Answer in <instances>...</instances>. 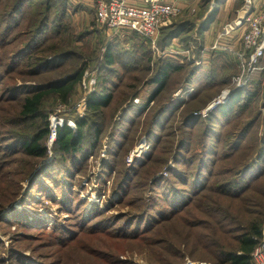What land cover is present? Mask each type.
I'll return each mask as SVG.
<instances>
[{"label": "trees", "instance_id": "obj_1", "mask_svg": "<svg viewBox=\"0 0 264 264\" xmlns=\"http://www.w3.org/2000/svg\"><path fill=\"white\" fill-rule=\"evenodd\" d=\"M211 1L202 0V12L199 16L181 18L171 26L162 28L159 45L163 49L170 48L173 40L178 39L181 48L189 49L193 57L196 55L200 58L203 46L199 39L195 38V30L197 37L202 38L204 23L197 25L199 19L210 9ZM216 2V7L212 9L210 16L217 14L223 0ZM25 7L28 8L25 13L28 17L23 23L20 13ZM68 9V0L0 1L2 45L19 42L17 47L0 56V68H2L0 94L1 92L4 94L0 96V126H2L0 127V174L6 176L11 165L17 166V169L24 172L22 186L16 188L9 197L0 200V222L15 216L14 213L7 214L17 209L12 204L18 197L21 196L22 201L29 197L28 189L23 192L21 190L23 184L27 183V187L39 185L43 180H51L55 176L53 175L55 171L58 174L65 172L68 178H73L71 174L80 168L78 163L86 160L93 151L94 144H86L88 136L92 134V129H95L93 136L98 142L100 141L106 119L104 108L115 100L112 101V87L117 84L113 65V61L116 60L112 56V45L106 47L103 60L99 49L85 52L84 49L87 48L84 44L89 43L93 31H84L75 36L68 24L71 19ZM46 34H51L50 38L53 40L56 37L61 39L49 44H46V39L41 43L40 40H43ZM77 41L82 42L81 46ZM126 43L138 46L142 50L148 48L146 42L135 32ZM116 45L118 47V44ZM145 52L142 53L145 55L147 54ZM148 52L151 53L150 50ZM212 55L213 58L218 56L216 51H213ZM146 57L148 61L142 69L144 73L138 75L140 77L137 79L142 81L141 76L154 67V74L151 76L148 74L147 78L145 75L143 79L144 88L149 87V93L147 95L141 87L131 97L126 98L120 110L122 116L128 112L136 98L143 99V106L140 105V108L144 111L150 101L155 102L156 98L167 96L164 88L171 72L179 73L185 67L174 55L159 57L154 62L150 54ZM123 59L125 68H136L139 65L135 52H127ZM143 59L142 55L141 60ZM263 60L264 57L260 59L259 69L254 72L250 83L244 88L236 89L229 102L220 108L219 113L217 112L220 116L228 118V121L233 120L236 115L242 117L245 111L251 113L248 119L233 122L226 136L220 138L225 148L224 155H232L241 147L245 137L262 116L257 106L264 98ZM67 61L70 66L60 70H64L63 74L49 77L50 79L45 81H36V78L51 73L54 71L51 69ZM224 61L228 64L226 59ZM93 64H96L97 86L87 99L86 114L83 117H74L77 129H72L68 125L58 129L57 139L52 147L55 155L51 161L47 142L50 135V116L56 111L55 108L53 109V104L68 103L74 94L81 93L79 87L83 74L88 66ZM189 64L194 63L191 61ZM199 69L194 66L196 72ZM193 74V70H190L186 76L190 77ZM230 78L223 82L229 83ZM18 80L22 82L18 83ZM50 102L52 105L49 104ZM165 102L161 105H165ZM262 104L264 107V101ZM200 106V103L196 105V109ZM167 110L165 106L154 110L153 119L149 120V127L145 131L147 137L155 135L154 127ZM216 116L219 117L216 113H212L207 120L210 121ZM195 120L194 116H186L183 123L192 126ZM213 126L212 123L206 124L208 129H204V135L195 143L202 144L197 150L192 144L194 141L190 137L192 134L185 128L182 129L177 143L168 147L159 161L152 163L144 172L140 171L136 178L134 174L143 167L144 159L139 160L137 166L134 165L133 172L131 169H126L125 176L120 179L117 187V193H120L123 199L121 203L136 186L144 189L150 185L155 190V193L148 198L141 197L130 201L133 208L142 204L144 209L140 207L137 214L128 218L124 214L106 217L99 210L83 216L78 213L84 205L82 199L79 198L76 203L70 202L72 198L70 197L66 199L69 201V212L75 219L72 224L65 221L56 224L51 231H47L43 229L39 220H27L26 215H20L15 218L18 228L23 229L25 234H28V230L39 228V232L47 233L51 237L52 245L57 244L62 247L68 242L77 240L83 234L97 237L116 235L122 239L131 238L141 243L148 239V235L152 233L154 235L156 232L154 227L158 225V229L169 231L166 237L168 241L166 246L171 254L168 259L169 264H186L184 259L187 257L192 261H199L201 255L204 261L210 264H253L252 253L263 233L264 200L250 198L247 192L256 191L253 181L264 172V136L257 154L261 161H252L251 164L246 161L241 166H230L215 171L213 164L217 156L216 151L212 150V146L209 148L206 137L209 129L211 135H216ZM120 128L121 123L116 121L113 131L109 133L111 141H115L122 133ZM169 158L173 159L174 167H167ZM163 167H166L167 175H163ZM157 173L162 174L156 177ZM56 180H59V176ZM57 183L61 191L67 192L68 195L72 194L69 190L71 187L69 181H57ZM53 200L56 202V198ZM253 203L258 204L255 209L251 206ZM7 208L9 209L6 210ZM196 210H202L209 218L198 216ZM121 221L122 224L117 226ZM203 226L208 228V231L201 233L204 240L200 243L201 248H198V242L193 241L192 233L196 234V228ZM81 231L83 233L79 235ZM182 245H190L184 253L179 251ZM15 250L17 253L13 258L23 264H29L24 262V259L28 260L30 257L27 254H19V249ZM8 254L11 259V254ZM35 264L44 263L36 261Z\"/></svg>", "mask_w": 264, "mask_h": 264}, {"label": "rangeland", "instance_id": "obj_2", "mask_svg": "<svg viewBox=\"0 0 264 264\" xmlns=\"http://www.w3.org/2000/svg\"><path fill=\"white\" fill-rule=\"evenodd\" d=\"M0 1L2 2V0ZM247 1L248 0H223L218 11L219 18L217 22H215L216 30L212 34L213 40L216 41L219 33L224 29L223 27H225L227 23H230L238 12L246 7ZM27 9V7L23 8L20 13L23 18V23L28 17V15L25 14ZM79 12L80 11H77L76 14H72L70 21L69 19L67 20L69 21L68 24L71 26L70 30L75 36L92 28L97 29V31L103 29L96 19L91 20L90 23L86 20V17L83 18L84 20L81 19L82 14H79ZM87 13L91 15V12ZM94 15L93 12L91 19L92 17H95ZM181 18H185L184 15L179 19ZM122 32L121 35L108 34L107 31V36L106 34L103 36L100 34L99 37L97 34L91 35L89 43L84 44L87 48L84 49L85 52L90 50L96 51L99 49L102 53V60L106 47L111 44L112 56L116 60L113 61V65L116 70L115 78L117 84L112 87V101L115 100L112 104L104 108V113L106 114V116L104 115V118L106 119L104 121L105 126L102 130L100 141L98 142L94 138L93 133L95 129H92V134L88 136L86 144H94L93 151L89 154V157L86 160H82L78 163L80 164V168L77 169L78 171L71 174L73 177L72 179L68 178V174L65 172H59L58 174V172L55 171L53 172V175L55 176H53L51 180H43L39 185L27 187V183L23 184L24 186L21 190L23 192L28 189L29 197L26 200H29L27 202L26 200L22 201L21 196L18 197L12 204L17 209L15 212L7 214L11 215L14 213L15 216L10 217L5 222H0V262L2 264H23L19 262V260L13 258L17 253V250L15 249H19V254H27V256L30 257L28 260L26 258L24 259V262L29 264H35L36 261H41L44 264H169L168 259L171 254L170 250L168 252L166 246L168 243L166 237L169 231L158 229V225L154 227L156 231L154 232V235L153 233L148 235V239L141 243H138V241L132 240L131 238L122 239L116 235H101L98 237L90 236L89 234L80 235L83 233L81 231L78 233L80 236L77 240L68 242L60 247L61 245H52L51 237L47 233L39 232V228L36 230H28V234L23 233L24 230L18 228L15 218L20 215H26L27 220L37 219L41 222L44 230L51 231V228L56 224L65 221L70 224L75 222V219L69 212V201L77 203L79 198L82 199L84 205L78 213L83 216L99 210L102 211L106 217L124 214L128 218L137 214L140 207L141 209H144L142 204L133 208L130 201L141 197L148 198L155 193V190H153L150 185H147L144 189L136 186L129 196H127L126 200L121 203L120 201L123 199H121V194L117 193L118 182L123 176H125L126 169H131L132 172L135 170L134 167L137 166L139 160L144 159L145 163L142 165L143 167H140L141 165L139 166L140 169L134 174L135 178L140 171L144 172L152 163L159 161L160 156L165 153L168 147H172L177 143V139L183 131L182 129L185 128L189 129L192 134L190 135L191 140H194L192 141V144L193 147L196 146L197 150L202 144L200 142L197 144L195 143L204 135V129H208L206 124H214L213 127L215 128L217 136L215 134L211 135L209 129L206 137L208 138L207 143L209 144V148L212 146V150L216 151L217 156L213 164V169L215 171L230 166H241L246 161L251 164L252 161L260 160L257 154L258 148L262 143V137L264 136V107L262 104L264 98L257 106L258 110L262 112L259 122L245 137L240 145L241 147L232 155L223 154L225 148L220 141V138L226 136L227 132L230 130L229 126L233 125V122L239 119L244 121L251 116V113L245 111L242 117L239 118V115H236L233 120L228 121V118L217 114V112L219 113L220 108L226 105L224 104L217 109L209 111L207 113L208 115H204L206 107L209 106L215 98L221 95L224 89L231 87L232 78L239 72L240 62L236 55L237 52L242 50V41L238 36L227 37L226 39L222 38L224 40H220V43L224 45V47H227V51L230 52L228 53L210 49L214 42L210 43L207 38L197 37V31L195 30V38L199 39L203 48L207 44L209 47L205 48L207 51L202 49L200 58H197L195 54V57H193L192 52L190 56L191 58H187L183 54H170V50H167L168 48L163 49L159 43L158 49H155L140 36L146 42L145 45L148 47L146 49L151 51V53H149L147 50H142L138 46L126 43L127 39L130 40L133 32ZM50 36L51 34L44 35L43 40H40L41 43L46 39V44L53 43L54 41L58 42L61 39V37H56L53 40ZM118 40L119 42L117 43ZM176 41L177 43L179 42V40ZM18 44L19 42L10 45H2V41L0 40V56H2L4 52L14 49ZM77 44L81 46L82 42L80 43L77 41ZM116 44H118V47ZM144 51H146L145 53L150 54L152 62L159 57L165 58L167 55H174L180 60L179 63L185 67L183 70L179 71V73L174 71L171 72L164 88V93L167 96L162 95L159 98H156L155 102L150 101L145 106L144 111H141L140 108V105L143 106V99L139 97L140 103L131 104L128 112L122 116L120 110L123 107L126 98L131 97V95L141 87L142 90L146 91L147 95L149 93V87L144 88L143 84L145 81L143 79L145 75L147 78L148 74L150 76L154 74V67L146 72L145 75L143 74L141 76L140 79L142 81L137 79L140 77L138 75L144 73L142 69L148 61H146L147 54L144 55L142 53ZM213 51L219 52L217 53L218 56H215L216 58H213ZM127 52H135L136 59L138 58L137 61L139 63L136 68H125L126 66L124 65L123 58H125ZM142 55L144 56L143 60H141ZM220 55L224 56L221 57ZM224 59H226L228 64ZM191 61L194 64H189ZM68 63V61L64 62L58 67L51 69L54 71L47 74L45 73L46 75L43 74V76L36 78V81H45L56 75L63 74L62 72L64 70H60L65 66H70ZM95 65L96 64L89 65L85 70L79 87L81 93L79 92L77 95L74 94L68 103L53 104V109L55 108L57 111L60 107L65 106L64 110L69 112L79 104L81 98L88 99L89 95H86L87 91L85 90V85L83 86L82 83L84 82L86 72L96 71ZM194 66L196 68L199 67L200 69L196 72ZM262 67H264V60L262 61ZM190 70H193L194 74L190 77L186 76V73ZM228 77H232L230 78L231 81L225 84L223 80L225 81ZM188 78L190 79L188 80ZM21 82V80H18V83ZM262 84L264 85V77ZM132 85L134 86L132 87ZM2 95L4 96L3 92H1L0 96ZM164 101H166L165 105H161ZM199 103L201 106L196 109V105ZM49 104L52 105V102ZM164 106L165 109L168 110L161 115L160 121L156 123L154 127L156 131L155 135L147 137L145 131L149 127V120L151 121L153 119L154 110ZM212 113H216L219 117H212V120L208 121L207 118ZM73 114L75 113H71L70 115L74 116ZM186 116L195 117L196 120L192 126L184 125L183 120ZM99 120L100 118L98 117V121ZM116 121L121 123L120 129L122 133L118 135L115 141H111L109 133L113 131ZM167 132L169 134H167ZM49 154V160H51L52 157L54 158L55 153L52 149L49 150ZM131 158L133 159L131 160ZM174 164L173 159L169 158L167 167H174ZM14 166L11 165L9 167L10 171L7 172L6 176L0 174V200L9 197L16 188L22 186L24 172L21 169H17V166ZM166 170V167H163V175H167ZM162 173H157L156 177L160 176ZM58 176L59 180H56V177ZM256 180L253 181L256 191L251 190L246 194L250 196V198L256 197L264 200V172ZM57 181H69L71 183L69 190L72 191V194L68 195L67 192L61 191ZM70 197L72 198L68 201L66 198L70 199ZM53 198H56V202ZM257 205L258 204L256 203L251 204L253 209H255ZM8 209L9 208L6 210ZM196 214L200 217L209 218L202 210H196ZM122 221L117 224V226H120ZM196 231V234L192 233V236L194 237L193 241H197V247L201 248L200 243L204 240L201 233L207 232L208 228L203 226L196 228ZM189 246L190 245H182L180 246L179 251L184 253L189 249ZM8 253L11 254V259H9ZM199 258V261H192L187 257L184 261L186 264H210L207 261H204L202 255Z\"/></svg>", "mask_w": 264, "mask_h": 264}, {"label": "built area", "instance_id": "obj_3", "mask_svg": "<svg viewBox=\"0 0 264 264\" xmlns=\"http://www.w3.org/2000/svg\"><path fill=\"white\" fill-rule=\"evenodd\" d=\"M95 11L96 21L101 27L116 35L122 34V31L135 32L155 49H158L161 29L171 26L184 15L182 7L177 3L162 0H146V6L131 5L124 0H95ZM193 12L195 13L196 10ZM234 36H238L242 41V50L236 55L240 62L239 72L232 78L231 87L224 89L223 93L206 107L205 114L203 113L205 116L209 111L227 104L235 90L247 86L254 72L259 69V61L264 57V8L253 9L251 1L248 0L246 7L225 25L211 49L230 53L227 47L220 43V40ZM167 50H170V54H183L187 58L191 56L189 49ZM82 85H85L86 95L91 94L97 86L96 71L86 72ZM82 99L73 110L67 112L63 106L50 116V135L47 142L49 150L52 149L57 139L59 128L68 125L76 129L74 117H83L86 114L87 98ZM139 103L140 99L136 98L132 104ZM71 113H75L74 116H71ZM67 115L70 116L67 117ZM252 257L253 264H264V229Z\"/></svg>", "mask_w": 264, "mask_h": 264}, {"label": "crops", "instance_id": "obj_4", "mask_svg": "<svg viewBox=\"0 0 264 264\" xmlns=\"http://www.w3.org/2000/svg\"><path fill=\"white\" fill-rule=\"evenodd\" d=\"M124 1L128 4L135 5V6H146V0H124ZM162 1L177 3L180 7H182V9L184 11V17H197L202 12V6H201L202 0H162ZM250 1H251V7L253 9L258 10L259 8H264V0H250ZM216 4H217L216 0L211 1L210 9L207 12H205V14L202 16V18L199 19L198 25H197V26H200L201 23H204V30H203V36L202 37L207 38L210 43H213L215 41L212 38V34L216 30L215 29V22H217V20L219 18L218 12H217V14L214 13L213 15L210 16L212 9H214L216 7ZM68 6H69L68 11L71 15L74 13L76 14L77 11H80L79 14H82L81 19L86 17L87 18L86 20H88L89 23L91 20L96 19V17H92V19H91L92 13L94 12V14H96L95 0H68ZM193 10H196V12L194 13ZM87 12H91V15L88 14ZM208 16H210V17L208 18ZM88 31H93V35L97 34L98 37L100 36V34L102 36L105 34L107 36V33L113 34L112 32L108 31L104 27H103V29H100L99 31H97V29H93V28L89 29ZM106 31H107V33H106ZM119 35H121V34H119ZM176 40H178V39H176ZM176 40H173L170 49H175V50L184 49V48H181L180 44L177 43ZM207 45L204 46V48H203L205 51H207L205 48L209 47ZM219 51H222V50H219ZM216 53H219V52H216ZM220 53H222V52H220Z\"/></svg>", "mask_w": 264, "mask_h": 264}]
</instances>
